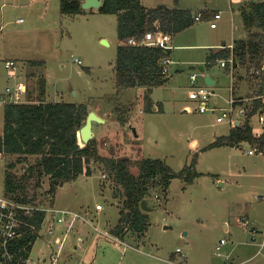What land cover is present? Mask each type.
<instances>
[{
	"label": "rangeland",
	"instance_id": "obj_1",
	"mask_svg": "<svg viewBox=\"0 0 264 264\" xmlns=\"http://www.w3.org/2000/svg\"><path fill=\"white\" fill-rule=\"evenodd\" d=\"M250 1L264 0H148L189 8L195 14L203 6L210 7L212 14L223 11L218 28L211 27L214 15L205 18L203 14L202 20H196L169 43L173 50L168 80L151 94L161 111L149 112L144 107V88L116 86L114 64L120 40L115 14L97 9L63 14L61 0H0L1 87L5 88L8 78L5 60L23 58L17 61L22 78L12 83L23 81L29 86L31 98L38 101L40 80L44 77L50 84L48 99L90 104L91 111L108 120L94 122L93 126L100 154L130 158L133 173L138 174L136 160L141 157L161 158L179 171L198 155L197 170L203 175L185 188L180 178H174L168 202L153 190L148 201L151 210L147 211L150 226L146 235L139 238L129 232L125 243L111 233L125 200L116 192L117 184L102 161L93 162L91 176L59 182L54 194L49 192L52 179L44 177L38 189V203L89 210L88 216L100 230L89 228L91 234L88 231L81 235L84 242L80 244L87 249L79 250L77 263L83 259L84 264H219L234 249L242 253V260L248 259L245 264H264V200L258 198L264 194V152L249 154L248 150L254 147L249 142L205 150L217 137L230 132L235 119L243 118L240 106L230 101L234 90L236 96L253 97L261 89L263 79L252 75L248 65L241 64L234 82L232 73L220 68V59L205 71L199 68L216 50L247 37L240 8ZM20 18L24 21L20 22ZM24 58L41 59L46 65L33 67ZM75 59H80L81 64ZM193 73L198 74L200 85L217 92L214 111L200 113L189 99ZM207 76L216 84H208ZM221 115L225 119L218 122ZM120 119L127 121L122 123ZM254 122L258 126V118H253V126ZM3 128L0 111V131ZM193 140L198 145L193 146ZM11 161L17 163L12 171L21 177L27 162H34L35 156L21 161L17 155H1L0 195L6 193V169ZM58 230L63 233L62 226ZM49 237L45 234L37 240L32 251V258H46L44 264H51L49 255L43 254L49 250ZM70 238L69 235L58 264H66L67 252H72ZM221 238L228 243L218 255L216 245Z\"/></svg>",
	"mask_w": 264,
	"mask_h": 264
},
{
	"label": "trees",
	"instance_id": "obj_2",
	"mask_svg": "<svg viewBox=\"0 0 264 264\" xmlns=\"http://www.w3.org/2000/svg\"><path fill=\"white\" fill-rule=\"evenodd\" d=\"M82 3L83 0H61V12L71 15L83 13L85 9ZM240 9L247 37L234 41L233 52L229 47L215 51L205 68L212 66L215 60L229 58L232 53L235 63L248 65V69L253 65L264 66V1H250ZM98 11L115 14L118 20L120 44L114 64L116 86L118 89L144 88L145 110L161 111L153 102L151 94L156 86L163 85L168 80L167 73L164 72L167 67L164 61L171 56L173 49L142 41L149 32L161 31L172 37L176 36L195 24V12L178 5L147 7L143 0H104ZM201 12L205 18L214 15L210 10ZM132 38L137 44L129 42ZM29 63L31 66L46 65L44 60L37 59L29 60ZM227 68L230 70L229 65ZM262 79L261 89L253 97L264 94V74ZM45 84L46 78L42 77L38 102H7L4 107L0 155H17L21 161H28L29 157L35 156L34 162H27L21 177L12 171L16 162L7 164L5 195L11 199L21 203H37L38 189L44 177L52 179L49 192L54 194L59 182L68 183L81 175H93V162L100 160L116 182V192L122 194L125 200L120 208L118 222L111 230L112 235L124 240L129 232H133L141 238L146 235L150 226L149 214L142 209V201H149L152 191L157 190L158 196L161 195L163 201L168 202L174 178H180L185 188L203 175L197 170V154L179 171L161 158L141 157L136 160L138 174L132 172L130 158L103 157L97 139L84 143L81 138V128L87 124V117L91 112L90 104L65 100L48 101ZM262 105V99L253 100L240 124L233 125L228 134L217 137L205 150L239 146L243 142L264 149V134L257 136L253 130V118ZM120 120L122 123L127 121ZM24 219L41 229L45 215L34 212L24 215ZM33 239L36 240V237ZM32 249L33 245H29L28 253Z\"/></svg>",
	"mask_w": 264,
	"mask_h": 264
},
{
	"label": "built area",
	"instance_id": "obj_3",
	"mask_svg": "<svg viewBox=\"0 0 264 264\" xmlns=\"http://www.w3.org/2000/svg\"><path fill=\"white\" fill-rule=\"evenodd\" d=\"M233 3H240L248 0H231ZM223 17V11L219 10L214 13V18L211 21L212 28H218V23ZM195 19L202 20L203 13L200 11L196 14ZM20 22L24 19L20 18ZM171 37L161 31L157 33L149 32L146 34L143 43L161 44L167 46ZM132 44H137V41L133 38L129 40ZM234 49V44L227 46ZM81 64L80 59H75ZM164 63L166 65L171 63L169 58H166ZM222 67L226 68L230 66V72L232 77H235V71L240 68L239 63H235L234 54L232 53L227 59H220ZM7 68H12L16 64L14 61L6 62ZM168 72V68L164 70ZM250 73L255 76H262L264 74V66L253 65L250 67ZM198 74L193 73L190 77L192 87L189 90L188 97L196 103V110L200 113H205L210 110H215L218 103V94L215 90H211L207 86L200 85L198 81ZM27 92V85L25 83L17 84L16 86H8L4 96H0V101L5 102H18L19 97ZM262 99L263 105L257 111L255 117L258 118L260 126H254L253 130L257 136L264 134V94L249 97L245 99L232 98L230 101L232 104L237 102H244L240 106V114L245 117L252 105L253 100ZM216 103L214 105L213 103ZM225 116H218V122H223ZM241 122V119H239ZM235 125V120L234 123ZM263 126V127H261ZM261 129V131H260ZM249 154H256L257 152H264V149H260L258 146H254L248 150ZM1 157V155H0ZM259 199L264 200V194L258 196ZM99 208L102 205H98ZM44 213L45 219L41 229H38L35 224L27 222L24 219V215L30 213ZM78 221H84L92 225L97 231H100L98 227L91 223L90 218L84 212L76 211L69 208H61L56 205H43L42 203H21L11 199V197L0 195V264H44L46 258L38 256L32 258V252L28 253L29 245H33V248L37 242L45 234L51 236L47 246L49 247L48 258L51 264H58L63 247L66 245L67 238L70 230L76 225ZM62 226L63 233H60L58 227ZM256 232L257 230L254 229ZM36 235V236H35ZM36 237V240L33 238ZM29 238V239H28ZM28 239V240H27ZM120 243H125L124 240L117 238ZM228 243L226 238L221 240L216 245V254L222 255L223 247ZM60 246V249L56 247ZM264 247V243H263ZM33 251V249H32Z\"/></svg>",
	"mask_w": 264,
	"mask_h": 264
},
{
	"label": "crops",
	"instance_id": "obj_4",
	"mask_svg": "<svg viewBox=\"0 0 264 264\" xmlns=\"http://www.w3.org/2000/svg\"><path fill=\"white\" fill-rule=\"evenodd\" d=\"M84 1V0H83ZM143 4L145 5V6H147V7H155V6H158V5H167V6H171V5H169L168 3H166V2H159V3H156V4H154V3H149L148 2V0H147V2H146V0H143ZM180 7V6H179ZM189 9V8H188ZM85 10H89V9H85ZM94 10H96V9H90L89 11H94ZM202 10H212L210 7H207V6H203V7H201V8H199V11H202ZM157 26H158V24H157ZM170 37H171V40H170V42H172L173 41V39H174V37H172L171 35H170ZM237 40V39H236ZM170 42H168V44H167V46L168 47H170ZM234 43V42H233ZM232 43V44H233ZM119 44H120V41H119ZM118 44V45H119ZM232 44H230V45H232ZM230 45H226L225 47H227V46H230ZM171 48V47H170ZM172 49V48H171ZM221 49V48H220ZM219 50V49H218ZM217 51V50H216ZM21 59H23V58H21ZM21 59H6L5 60V64H6V62L7 61H14L15 62V66L14 67H12V68H7L6 67V65H5V68L8 70V74H7V76H8V78H7V82H6V85H5V88H3V87H1L0 86V96H4L5 95V93H6V88L8 87V86H16L17 84H20V83H24L23 81H19V82H14V84L12 83L14 80H16L17 78L18 79H20V78H22L21 76H20V72H19V70H20V66H19V64L17 63V61H19V60H21ZM24 59H26V60H30V59H27V58H24ZM169 59L171 60V63H172V58H171V56L169 57ZM38 60V59H37ZM41 60V59H40ZM217 61V60H216ZM170 63V64H171ZM170 64H168L167 65V68H168V72H167V74L169 73V65ZM40 66H42V65H40ZM45 66V65H44ZM204 67H205V65H203ZM33 67H37V66H33ZM220 68H223V67H220ZM206 69V68H205ZM224 70L226 71V72H228V73H230L229 71V69L228 68H224ZM44 78V77H43ZM233 78V81L235 82V80H237L235 77H232ZM214 82H215V84H216V80H214L213 78H211ZM41 81V80H40ZM198 81H199V78H198ZM190 83H191V80H190ZM45 85H47V92H46V100H48V101H54V100H50V99H48V95L50 94V92H49V82H48V79L46 78V84ZM192 87V85H190V88ZM232 98H236V99H245V98H249V96H236L235 95V90H234V95H233V97ZM19 101L18 102H32V103H34V102H38L39 100H40V98H39V100L37 101V100H35V99H33V98H31V93H30V89H29V86H27V92L26 93H24L23 95H21L19 98ZM56 101V100H55ZM7 102H3V101H0V111H1V114H2V116H3V118H4V107H5V104H6ZM244 102H237V103H234L233 105L235 106V105H238V106H242V104H243ZM105 121H108V120H106L105 119ZM237 124H240L239 123V118L238 119H235V125H237ZM234 125V124H233ZM232 125V126H233ZM254 126H255V122H254ZM258 126H259V123H258ZM261 127H263V126H261ZM4 129V128H3ZM3 129L1 130V132H3ZM260 131H261V129H260ZM197 144L198 145V141L197 140H193L192 141V145L194 146V144ZM196 145V146H197ZM220 180V179H219ZM222 184L224 185V182H222ZM55 205L56 206H58L56 203H55ZM59 207V206H58ZM77 211V210H76ZM88 211L89 210H86V211H80V212H84L86 215H87V217L88 218H90L88 215L89 214H87L88 213ZM247 219H248V216L246 217ZM90 221H91V223H92V218H90ZM93 224V223H92ZM96 226V225H95ZM97 227V226H96ZM225 227H226V230L228 231V229H229V227H228V224H225ZM89 228H93L94 229V231L96 230L92 225H88V223H86V222H84V221H78L77 223H76V225L70 230V232H69V235H70V243H71V245H72V252H67V255H69L68 256V258H67V260L65 261L66 262V264H68V263H70V264H84L85 263V261L86 260H83V259H80L79 260V263H77V261L75 260V256H77V253L79 252V250L81 249V248H83V250L85 251L87 248H85L82 244H80L82 241L84 242V240H83V237L81 236L83 233H86V232H88L89 231ZM99 229V228H98ZM254 231V230H253ZM87 234V233H86ZM88 234H91V231H89V233ZM98 235V234H97ZM78 236V237H77ZM99 237H100V235H98ZM51 237V236H50ZM49 237V238H50ZM73 237H76L77 239H78V241H76V238H75V242H74V240H73ZM101 238V237H100ZM125 241V240H124ZM220 241V240H219ZM218 244V243H217ZM49 253V250L47 251V252H43V254H48ZM49 255V254H48ZM241 255H242V253H241ZM240 254H238L234 249H231V250H229L228 251V253H227V255H226V258L224 259V260H222L221 262H219V264H245L246 263V261L248 260V259H246V260H242V256H241ZM89 264H93V263H90L89 262Z\"/></svg>",
	"mask_w": 264,
	"mask_h": 264
},
{
	"label": "water",
	"instance_id": "obj_5",
	"mask_svg": "<svg viewBox=\"0 0 264 264\" xmlns=\"http://www.w3.org/2000/svg\"><path fill=\"white\" fill-rule=\"evenodd\" d=\"M104 0H84L82 3V7L84 9H97L100 10V8L103 6ZM107 42V41H104ZM199 68L202 71H205V67L203 65H200ZM207 83L210 85L215 84V82L209 77H206ZM94 122L99 123H105V119L101 117L98 113L95 111H91L87 117V124H85L81 128V138L84 143H89L91 139L94 138L95 132L93 130ZM240 123V122H239ZM238 125V124H237ZM62 184H64V181H62ZM142 209L145 211H150L151 208L148 205V200L144 199L141 203Z\"/></svg>",
	"mask_w": 264,
	"mask_h": 264
}]
</instances>
